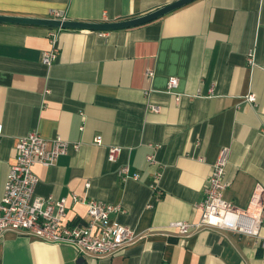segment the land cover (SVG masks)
Masks as SVG:
<instances>
[{
    "label": "crops",
    "instance_id": "obj_1",
    "mask_svg": "<svg viewBox=\"0 0 264 264\" xmlns=\"http://www.w3.org/2000/svg\"><path fill=\"white\" fill-rule=\"evenodd\" d=\"M173 1L0 0V15L60 12L71 21L116 22ZM55 29L0 23V199L16 143L36 130L78 145L51 167H32L36 195L66 198L61 224L86 221V207L72 202L76 195L120 206L110 220L138 236L111 257L83 264H264V208L257 237L223 229L178 237L168 229L198 221L196 206L222 148L229 150L225 201L246 211L256 185L264 189V0H195L102 35L61 29L58 56L47 66L41 56ZM170 77L178 85L167 92ZM108 147L120 148L113 162ZM122 166L124 180L117 175ZM79 258L69 245L0 234V264Z\"/></svg>",
    "mask_w": 264,
    "mask_h": 264
},
{
    "label": "built area",
    "instance_id": "obj_2",
    "mask_svg": "<svg viewBox=\"0 0 264 264\" xmlns=\"http://www.w3.org/2000/svg\"><path fill=\"white\" fill-rule=\"evenodd\" d=\"M48 18L64 20L60 12H51ZM60 30L57 28L49 32L50 49L44 51L41 56L44 65L50 66L58 56L56 40L57 32ZM100 33L102 35L105 32ZM248 59L249 63H252L251 55ZM145 75L151 79L154 73L146 70ZM177 85L178 79L170 77L167 81V92H171ZM244 99L248 103L256 102L253 94L246 95ZM152 110L158 112L159 108L152 107ZM2 134L0 124V137ZM94 142L101 145L100 139H95ZM77 147L78 145L71 144L59 136L45 139L36 130L18 140L15 146V163L9 167L0 199V234L13 232L47 243L69 245L73 247L78 257L84 259L111 257L138 240L132 229L110 220L111 214L120 212L118 205L72 195V202H80L86 207L87 219L81 223L62 225L66 198L54 199L35 194L38 179L32 167L35 165L51 167L60 155L65 154L70 148L75 150ZM119 152L118 147H108V161H115ZM228 152L227 148L220 149L211 165L210 174L203 188V197L196 206L200 212L198 221L169 223L168 229L176 236H187L202 229H223L237 234L258 236L264 208V189L256 185L246 211L237 210L223 199V192L228 185L225 179ZM148 161L152 162V159L148 158ZM117 175L121 180L127 178L128 167H120ZM260 245L264 248V241L260 242Z\"/></svg>",
    "mask_w": 264,
    "mask_h": 264
},
{
    "label": "water",
    "instance_id": "obj_3",
    "mask_svg": "<svg viewBox=\"0 0 264 264\" xmlns=\"http://www.w3.org/2000/svg\"><path fill=\"white\" fill-rule=\"evenodd\" d=\"M195 0H175L172 3L158 8L148 14L116 22H99V23H87L71 20H59L50 18H32V17H22V16H9L0 15V23L8 24H21V25H35L43 26L48 28H60V29H72V30H88L95 32H109L114 30L128 29L136 26L143 25L145 23L154 21L186 4H189ZM84 258H79L76 264H83Z\"/></svg>",
    "mask_w": 264,
    "mask_h": 264
}]
</instances>
